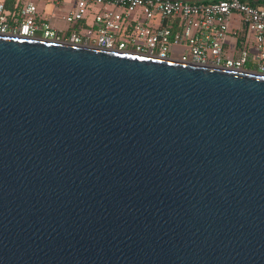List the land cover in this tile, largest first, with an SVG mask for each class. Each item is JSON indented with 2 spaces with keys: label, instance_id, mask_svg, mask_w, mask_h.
I'll list each match as a JSON object with an SVG mask.
<instances>
[{
  "label": "water",
  "instance_id": "water-1",
  "mask_svg": "<svg viewBox=\"0 0 264 264\" xmlns=\"http://www.w3.org/2000/svg\"><path fill=\"white\" fill-rule=\"evenodd\" d=\"M0 264H264V76L0 35Z\"/></svg>",
  "mask_w": 264,
  "mask_h": 264
},
{
  "label": "built area",
  "instance_id": "built-area-1",
  "mask_svg": "<svg viewBox=\"0 0 264 264\" xmlns=\"http://www.w3.org/2000/svg\"><path fill=\"white\" fill-rule=\"evenodd\" d=\"M0 35L264 76V7L243 0H0Z\"/></svg>",
  "mask_w": 264,
  "mask_h": 264
},
{
  "label": "crops",
  "instance_id": "crops-1",
  "mask_svg": "<svg viewBox=\"0 0 264 264\" xmlns=\"http://www.w3.org/2000/svg\"><path fill=\"white\" fill-rule=\"evenodd\" d=\"M182 1V0H180ZM187 2V1H184ZM200 2V1H199ZM212 2V1H211ZM193 3V2H190ZM194 3H198V2H194ZM44 4L41 5V10L44 11L45 10V15L47 18H50V15L53 13V15L55 16L53 19L50 20L51 25L58 29V30H62L63 33H68L70 31L68 25L63 21L62 17L65 14V9L61 8L60 10L57 11H53V7L52 6H47L46 8H44ZM69 5L67 4V7Z\"/></svg>",
  "mask_w": 264,
  "mask_h": 264
},
{
  "label": "flooded vegetation",
  "instance_id": "flooded-vegetation-1",
  "mask_svg": "<svg viewBox=\"0 0 264 264\" xmlns=\"http://www.w3.org/2000/svg\"><path fill=\"white\" fill-rule=\"evenodd\" d=\"M187 2H211V1H217V0H182ZM251 5L261 6L264 7V0H243Z\"/></svg>",
  "mask_w": 264,
  "mask_h": 264
},
{
  "label": "rangeland",
  "instance_id": "rangeland-1",
  "mask_svg": "<svg viewBox=\"0 0 264 264\" xmlns=\"http://www.w3.org/2000/svg\"><path fill=\"white\" fill-rule=\"evenodd\" d=\"M235 18H236V17L234 16V19H235ZM234 21H235V20H234ZM70 32H71V31H69V32L67 33V35H68V36H70V35H69V34H70Z\"/></svg>",
  "mask_w": 264,
  "mask_h": 264
}]
</instances>
